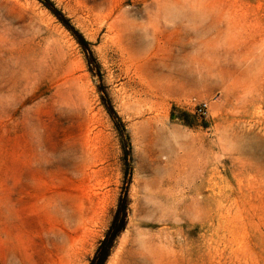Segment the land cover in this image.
Returning a JSON list of instances; mask_svg holds the SVG:
<instances>
[{"label":"rangeland","instance_id":"obj_1","mask_svg":"<svg viewBox=\"0 0 264 264\" xmlns=\"http://www.w3.org/2000/svg\"><path fill=\"white\" fill-rule=\"evenodd\" d=\"M124 193L104 264H264V0H0V264H90Z\"/></svg>","mask_w":264,"mask_h":264},{"label":"trees","instance_id":"obj_2","mask_svg":"<svg viewBox=\"0 0 264 264\" xmlns=\"http://www.w3.org/2000/svg\"><path fill=\"white\" fill-rule=\"evenodd\" d=\"M82 43L83 45L86 44V42L84 41ZM110 112L112 114L115 113L112 108H110ZM125 155H126L125 157V160H126L128 158V151L126 150V148H125ZM128 175H129V172L126 170L125 176L127 177ZM127 212H128L127 194L124 193L120 199L115 217L106 234V237L104 240L100 242V245L96 251V254L90 264H104L109 254V249L112 245L113 240L116 239V237L122 231L126 223Z\"/></svg>","mask_w":264,"mask_h":264},{"label":"built area","instance_id":"obj_3","mask_svg":"<svg viewBox=\"0 0 264 264\" xmlns=\"http://www.w3.org/2000/svg\"><path fill=\"white\" fill-rule=\"evenodd\" d=\"M196 111L200 116L206 117L209 113V106L207 103H202Z\"/></svg>","mask_w":264,"mask_h":264}]
</instances>
